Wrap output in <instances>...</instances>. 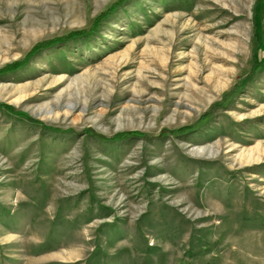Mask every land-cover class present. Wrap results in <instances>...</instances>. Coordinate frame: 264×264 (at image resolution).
Listing matches in <instances>:
<instances>
[{
	"label": "rangeland",
	"instance_id": "374dc122",
	"mask_svg": "<svg viewBox=\"0 0 264 264\" xmlns=\"http://www.w3.org/2000/svg\"><path fill=\"white\" fill-rule=\"evenodd\" d=\"M0 264H264V0H0Z\"/></svg>",
	"mask_w": 264,
	"mask_h": 264
},
{
	"label": "trees",
	"instance_id": "16d2710c",
	"mask_svg": "<svg viewBox=\"0 0 264 264\" xmlns=\"http://www.w3.org/2000/svg\"><path fill=\"white\" fill-rule=\"evenodd\" d=\"M85 33H86V32H80V31H79V32H75L74 34L71 35V36H73V37L70 36V37H68L67 40H68V41H73V40L78 39V38L80 39V37H82V35L85 34ZM83 36H84V35H83Z\"/></svg>",
	"mask_w": 264,
	"mask_h": 264
}]
</instances>
